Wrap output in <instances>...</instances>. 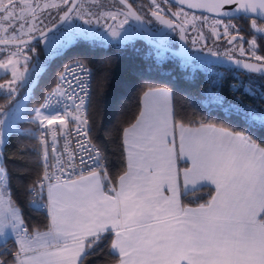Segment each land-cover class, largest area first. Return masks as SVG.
<instances>
[{"label": "snow or ice", "instance_id": "obj_1", "mask_svg": "<svg viewBox=\"0 0 264 264\" xmlns=\"http://www.w3.org/2000/svg\"><path fill=\"white\" fill-rule=\"evenodd\" d=\"M98 2L93 0V3ZM150 2L153 5L151 15L166 28L174 29L173 23L160 15L163 9L157 0ZM167 2L164 0V3ZM177 2L221 16L243 15L246 18L248 13L259 12L260 18H264V0ZM119 3L124 8L101 10L97 15L85 9L82 3L78 6V0H43V3L41 0H0V45L16 47L6 62L0 61V69L5 73L11 71L12 77L6 85L0 84V89L6 88L5 94L10 97L9 107L0 106V144L4 143L5 134L20 132L16 125L25 120L29 111L26 103L17 99L19 90L37 83L46 71V64L39 59L29 68L31 58L26 55L24 69H19V57L23 54L20 45H27L29 40L34 39L32 33L39 32L45 41L48 57L59 55L70 44L106 39L96 29L75 24L63 31L57 29L53 32L56 24L40 29L43 12L71 5L60 16V21L71 20L74 14L86 25L93 23V19L86 17H94L95 23L99 24L102 18L118 21V17L123 15L124 19L116 24L105 23L109 36L128 39L130 29H125L124 25L131 19L139 22L137 29L146 33L144 38L151 39L152 31L144 28V18L133 10L128 0H119ZM225 5L236 7L227 12L223 11ZM179 14L173 13L174 16ZM251 27L264 34V28L257 27L255 20ZM229 28H236V25H225V35L229 34ZM180 30L181 39H184V28ZM213 34H217L215 26ZM165 35L159 33L158 47L163 46ZM195 43L193 41V45ZM248 44L259 63L233 60L231 55H228V60L237 69L264 77V57L256 55L255 36ZM32 51L35 52V49ZM208 51L213 56L219 55L211 49ZM240 52L243 55V47ZM201 59L206 65L220 63L218 60ZM77 69L84 73L89 71L83 65L70 66L61 73L60 85L47 94L45 103L31 110L35 113L31 122L39 121V136L30 130L23 132L38 139L42 149L44 175L36 181V185L41 189L42 196L45 182H49L46 205L49 225L46 231L34 229L29 233L20 209L14 207L10 199H5L8 176L0 163V257H9L0 258V264H9V261L10 264H83L85 256L97 248L109 233L113 234L109 254L116 257L115 264H264V147L245 132H232L213 124H186L174 114L171 93L167 89L150 88L143 94V108L136 122L124 129L127 169L118 177L116 185L105 191L104 184H111L105 158L100 149L86 139L90 130L88 119L83 115L85 101L89 99L87 85H76L85 93L80 96L73 90V79L68 78L72 76L80 81L81 77L75 75ZM208 71L211 72V69ZM216 75L219 79L220 75ZM234 79L239 80L238 77ZM230 88L233 92L243 89L247 95H259L264 99V85L256 80L250 79L248 83L240 80ZM212 95L214 102L225 109L226 116H238L248 128L264 129V113L251 105L226 101L216 93ZM61 100L71 101L75 114L68 111V104L61 113L56 107ZM70 116L77 123V134H83L78 147L86 153H94L88 156L92 170L87 176L81 174L78 179H62L66 174L64 158L56 151L57 136L67 135V118ZM57 124L59 129L55 127ZM49 135L53 140L52 154L56 158L51 165L47 150ZM64 153L68 168H74L71 162L75 153L69 150L67 141ZM181 163L187 166L181 168ZM81 164H84L83 157ZM49 168L53 169L51 173ZM57 171L60 176L56 175ZM53 177L55 183L50 182ZM208 185L214 186L215 192L205 203L196 207L182 203V195L195 193ZM28 191L35 194L34 187ZM30 206L36 211L45 207L35 200ZM13 237L17 251L10 253L7 242Z\"/></svg>", "mask_w": 264, "mask_h": 264}, {"label": "trees", "instance_id": "obj_2", "mask_svg": "<svg viewBox=\"0 0 264 264\" xmlns=\"http://www.w3.org/2000/svg\"><path fill=\"white\" fill-rule=\"evenodd\" d=\"M155 50L157 48L148 50L142 40L123 46L77 49L72 58H64L48 66L29 93L27 102L37 106L45 93L54 87L61 67L68 62L81 60L88 64L92 69V95L88 113L91 139L104 154L112 183L126 168L124 129L139 114L142 93L148 88L163 86L170 89L173 94L174 114L186 124H213L232 132H245L264 147V129L248 128L238 116H226L225 110L215 102L208 107L199 104V99L204 97L210 86V77L204 71H184L171 59L152 62L151 57ZM241 73L264 83V77ZM228 80L229 78L224 77L218 84L220 94L226 101L251 105L264 113V99L259 95H247L242 89L233 92L228 87ZM21 95L22 92H19L17 97ZM237 97L240 99L237 100ZM9 99L8 95L0 96V106L9 107ZM29 113L32 114V111ZM18 126L21 127L20 132L7 135L1 146V159L8 176L10 200L20 209L24 226L29 231L46 229L49 225L48 213L45 210L36 211L30 206L32 197L28 191L41 174V156L37 139L24 135L23 132L30 130L36 136V124L31 120H23ZM213 193L214 189L206 186L195 193L183 195L182 200L193 205L205 203ZM39 199H43V196L40 195ZM112 238V233L107 234L105 240L85 256L83 264H115L116 257L109 254ZM13 250L9 248L10 253ZM4 259L9 257L5 256Z\"/></svg>", "mask_w": 264, "mask_h": 264}, {"label": "flooded vegetation", "instance_id": "obj_3", "mask_svg": "<svg viewBox=\"0 0 264 264\" xmlns=\"http://www.w3.org/2000/svg\"><path fill=\"white\" fill-rule=\"evenodd\" d=\"M157 2L160 4V8L163 9L160 15H162L166 20H170L173 23L174 29L166 28L151 15V12L153 11V5L151 4L150 0H128V4L132 6L133 10L144 18V28L152 31L153 36L150 39L152 42L158 44V41L160 40L159 33L163 32L166 34L164 36L163 46L173 50L181 49L182 47H180L181 45L180 29L181 27H183L186 49L190 53H194V52L210 53L208 49H211L212 52H216L222 56L228 57V55H231L233 59L259 63L253 57L252 51L249 49V44H248V41L253 39V37L255 36L257 40L256 55L264 57V34L257 33L251 27L252 21L255 20L257 27L264 28V21L254 17L245 18L243 15L230 19L218 18L185 9L170 1L164 3V0H157ZM41 3H43V0H41ZM81 3L83 4V7L85 9H88L97 15L101 10L117 11L121 8H124V6L119 3V0H99L98 3H93V0H78V6ZM69 6L70 5L68 6L61 5L59 9L53 8L43 12V14L41 15L42 23L39 24L40 29H43L45 27L50 28L53 24H56L60 20V16L63 14V12L67 11V8ZM173 13H180V14L179 16H174ZM185 13L187 14V16H185ZM193 16L196 17L195 20L192 19ZM86 18L93 19V23L91 25H86L84 24L83 20L76 18V16L73 14L71 20L63 21L56 29L53 30V32L57 31V29L62 31L66 30L69 25L75 24V25H80L81 27L84 28L91 27L93 29H96L97 31L103 33L106 39L97 40L95 43L77 42L74 44H70L64 47L59 55L55 57H48L46 53L45 41L41 37L36 38L39 32H34L32 33V35L35 39H32V41H28L27 45H23V44L20 45V47L23 49V54L19 57L20 71H23L24 69L25 55L31 58L28 64L29 68H31L32 64L35 63L37 59H39L41 62L46 64V69H47L48 66L51 63H53V61H55L56 59L59 61L64 58H72L73 52L81 48L85 50H90L93 48L105 47L110 45L123 46L125 45V42H130L132 39H134V41L142 40L148 50L156 48L149 41L145 40L142 37L143 31L137 29V25L139 24L138 21L130 19L128 24L124 25L125 29H130V34H129L130 36L128 39H120V38L113 39L111 36L108 35L107 30L104 28V25L105 23H107L108 25L116 24L119 20L124 19L123 15L118 17V21H113L110 18H102L99 24L95 23L94 17H86ZM186 20L188 21V23H186ZM216 21H219V23L218 24L215 23ZM215 24L217 25V27H215L217 33L216 35L213 34V27ZM229 24L236 25V28H229L228 30L229 34L225 35L224 26ZM209 27H211V29ZM236 29H239V31H237ZM49 35H51V33H49ZM234 37L235 39H233ZM24 39L27 40L28 37L25 36ZM121 40H125V41L122 42ZM193 41L196 42L195 45H193ZM230 41L231 43H229ZM242 47L244 49L243 55H241L240 52V49ZM32 49H35V52H33ZM157 50L160 49L157 48ZM14 51H16L15 46L5 47L3 45H0V61L6 62L10 53ZM160 51H164V50H160ZM164 52H166L170 56L171 60L176 64L190 63L191 65L194 66L195 65L203 66L204 64L203 61L201 60L191 61L184 58H180L175 54L169 53L167 51ZM216 64L218 66L221 65V64L219 65V63ZM228 69L230 68L228 67ZM11 79H12L11 71L5 73L3 69H0V83L6 85L7 84L6 82L10 81ZM34 85L35 83L27 89L22 88L19 90V92H22V95L26 91L31 92ZM6 91H7L6 88L0 89V96L6 95L5 94Z\"/></svg>", "mask_w": 264, "mask_h": 264}, {"label": "built area", "instance_id": "obj_4", "mask_svg": "<svg viewBox=\"0 0 264 264\" xmlns=\"http://www.w3.org/2000/svg\"><path fill=\"white\" fill-rule=\"evenodd\" d=\"M158 53L161 54V55H159V57H158ZM166 59H171V58L166 52L160 51V50H155L153 52V54H152V57H151V61L152 62H158V61L166 60ZM78 64L79 65H83L84 68L88 69L89 71L87 73H84V72H80L77 69L75 75L81 77L80 81H76L74 79V77H72V76H69L68 78L69 79H73V90L80 96H83L85 93L83 91H81V89L79 87H77L76 85L78 83H83V84L87 85V92L89 94V99H91V95H92V69H91V67L88 64L84 63L83 61L77 60V61H71V62H69V63H67V64H65L64 66L61 67V69H60V71L58 73V76H57V79H56L54 87L51 88L49 91H47L45 93V95L43 96L41 102L37 105L36 108L40 107L41 104L45 103V97L47 96V94L50 93L53 89H56L58 85H60L61 82H60L59 77H60L61 73H64L65 70L68 69L70 66L75 68ZM176 65L178 67L182 68L184 63H177ZM186 65L188 66V68L185 69V70L182 68L184 71H190L192 69L193 70L194 69H201L202 71H204L210 77V86L207 88L204 97L202 99H199V104L201 106H203V107H208L209 105L214 103V97H213L212 93H216V94H219L221 96L218 84L221 81H223L224 77L229 78V80L227 81L229 88H230V86L232 84L238 83L240 80H242L244 83H248L250 79L255 80V79H253V78H251L249 76H244L243 73H241V72H239L237 70H229L227 67L222 66L220 64H219L220 66H218L216 63L211 64V65L203 64V66H196V65L194 66V65H191L190 63H186ZM209 68L211 69V72L208 71ZM216 74L220 75L219 79H218ZM234 77H238L239 80L234 79ZM213 81H217V83L213 84L212 83ZM256 81L259 84L264 85L263 82L258 81V80H256ZM89 99H86V101H85V109H84V112H83V115L88 119V122H89L88 113H89V104H90L89 103ZM65 104L69 105L68 111H70L73 114H75V107H74V105L72 104L71 101L61 100V103L59 105H56V107L58 108V110L61 113H63V111L65 109ZM223 110H225V109L223 108ZM33 113L34 112L32 111V114ZM45 114H47V110H45ZM32 117L33 116H26L25 120H32ZM67 119L69 121V125H68V128L66 130L67 131V135L66 136L65 135H58L57 139H56V151H57V153L61 154L63 156V158H64V167H65V173L66 174H64L62 176V179L76 178V177L80 176L81 174H86L89 171H91L92 168H91V163L88 160V156L89 155H94V153H86V152L80 150V148L78 147V141H80L82 139V135L83 134H81V135L77 134V132H76L77 123L72 119L71 116L68 117ZM35 124H36L35 133H36V136H39V131H40L39 121H36ZM55 127L57 129H59L60 126L57 124V125H55ZM87 127L90 130L88 132V135H87L86 139L88 141H90V143L92 145H95L97 148H99L91 139L90 122L88 123ZM47 140H48V149L47 150H48V154H49L48 163H49V165H51V164H54L56 162V158L52 154V143H53L52 137L49 135L47 137ZM66 141L68 142L69 150L71 152L75 153V159L71 162L72 164H74V166H75L74 168H68L67 155L64 153ZM37 142H38V146H39V149H40V156L42 157V149H41L40 142H39L38 139H37ZM103 156H104V154H103ZM81 157H83V159H84V164L83 165L81 164ZM105 168H106V171H107L106 161H105ZM52 171H53V169L49 168V172L51 173ZM67 173H71V174L69 175ZM107 174H108V172H107ZM43 175H44V164H43V160L41 158V174H40V176L38 177V179L36 181L42 179ZM56 175L60 176L61 173L57 171ZM108 179H109V181H111L110 178H109V175H108ZM36 181L32 185V187L35 188V194L30 193V195L32 197V201L35 200L37 202L38 198L40 196L41 189L39 188V186L36 185ZM50 182L51 183H55L56 182L55 178L53 177V179ZM47 183H49V182H47V181L45 182V187L43 189V192H44L45 188L47 187ZM111 186H113L112 181H111V184L107 185V188H109ZM41 204L45 205L43 210L46 211L47 203L46 202H42ZM7 248L9 249L8 245H7Z\"/></svg>", "mask_w": 264, "mask_h": 264}, {"label": "water", "instance_id": "obj_5", "mask_svg": "<svg viewBox=\"0 0 264 264\" xmlns=\"http://www.w3.org/2000/svg\"><path fill=\"white\" fill-rule=\"evenodd\" d=\"M174 4H177L185 9H188V10H191V11H194V12H198V13H203V14H207V15H210V16H214V17H218V18H226V19H230V18H235V17H238L236 15H233V16H221V15H218L217 13H214V12H208L207 10L205 9H191L189 8L186 4L185 5H180L177 0H168ZM71 6V5H70ZM69 6V7H70ZM236 6L235 5H225L224 6V9L223 11H227V12H232V10L235 8ZM241 16V15H240ZM247 17H254V18H257V19H260L262 21H264V18H260L259 16V12L257 13H248L247 14ZM63 22V21H62ZM60 20L56 23V28L62 23ZM54 30V29H53ZM181 31V30H180ZM184 35V33H183ZM146 36V33L143 32V38ZM40 37V35L38 34L36 36V38ZM185 37V36H184ZM35 39V38H34ZM145 40L149 41L152 45H154V47L160 49V50H164V51H167L169 53H172V54H175L176 56L180 57V58H184V59H187V60H191V61H197V60H201L203 61L201 58H206L208 60H212V61H220L219 64L225 66V67H229V68H233L239 72H244V73H247L246 70H243V69H237V66L235 64H233L231 61L228 60V57L227 56H222V55H218V56H213L211 55V53H200V52H194V53H190L187 49H186V45H185V38L184 39H181V45L180 47H182L181 49H177V50H173V49H170L168 47H165V46H162V47H158V44L155 43V42H152L150 39H146L144 38ZM29 41H32V40H29ZM190 57V58H189ZM233 59V58H232ZM233 60H237V59H233ZM243 62H247V61H243ZM252 63H255V62H252ZM250 74H254V75H259L257 73H250ZM260 76V75H259Z\"/></svg>", "mask_w": 264, "mask_h": 264}, {"label": "crops", "instance_id": "obj_6", "mask_svg": "<svg viewBox=\"0 0 264 264\" xmlns=\"http://www.w3.org/2000/svg\"><path fill=\"white\" fill-rule=\"evenodd\" d=\"M149 89H150V88L146 89V90L142 93V96H141V106H140L139 114H140V112H141V110H142V108H143V94H144L146 91H148ZM152 89H167V90L171 93V105H172V108H173V94H172V91H171L170 89H168V88H166V87H163V86L153 87ZM139 114L137 115V117L139 116ZM137 117H136V119H137ZM136 119H135L130 125H128L126 128H129L132 124H134V123L136 122ZM192 126H199V124H198V125H192ZM217 127H219V126H217ZM3 139H4V141H5L6 137L3 138ZM178 144H179V138H178V136H177V147H178ZM123 145H124V132H123ZM124 153H125V160H126V168H125L124 171H126V169H127V153H126V151H125V145H124ZM0 163H2V166L4 167L3 162H2V159H1V150H0ZM186 166H187V165H185V164H183V163L180 164V167H181V168L186 167ZM88 173H89V172H88ZM88 173L83 174V175L87 176ZM122 174H123V173H122ZM78 178H79V176L76 177V178H72V179H78ZM117 179H118V178H117ZM116 181H117V180H116ZM116 181L113 183V186L116 185ZM180 184H181V188H182V187H183V179H182V177L180 178ZM107 185H108V183H105V184H104V189H105V191H108ZM208 186H211V187L214 189V192H215V188H214V186H212V185H208ZM5 189L7 190V192H5V190H4V197H5L6 200H8V199H10V196H9V190H8V185H7V187H6ZM109 194H111V193H109ZM213 194H214V193H213ZM165 195H168V193L165 192ZM42 196H43V199H39V200L37 201L38 204H41V202H46V203H47V187L45 188V190H44ZM182 197H183V195L181 196V200H182ZM182 203H183L184 205H187V206H190V207H196V206L198 205V204H196V205H193V204H186V203L183 202V200H182ZM12 204H13V203H12ZM200 204H201V203H200ZM13 206H14V204H13ZM14 207H16V206H14ZM46 212H47V209H46ZM47 228H48V227H47ZM47 228H46V229H42V230H40V231H46ZM28 231H29V230H28ZM31 232H32V231H29V233H31ZM8 242H9V244H8L9 248L14 249L12 253H14L15 251H17V246L14 244V237L11 238V239H9ZM0 258H4V257H0ZM9 264H10V261H9Z\"/></svg>", "mask_w": 264, "mask_h": 264}, {"label": "rangeland", "instance_id": "obj_7", "mask_svg": "<svg viewBox=\"0 0 264 264\" xmlns=\"http://www.w3.org/2000/svg\"><path fill=\"white\" fill-rule=\"evenodd\" d=\"M212 26V25H211ZM215 27H217V25L215 24L214 25ZM213 27V26H212ZM210 29H211V27H209ZM130 36V35H129ZM133 41H134V39H132ZM130 41V42H125V44H129V43H131V42H133V41ZM122 42H124L125 40H121ZM124 44V43H123ZM56 62H58V60L56 59L55 61H53V63H51L50 65H53V64H55ZM71 62V61H70ZM66 63V62H65ZM69 63V62H68ZM184 70L185 69H187L188 68V66L186 65V64H184L183 65V67H182ZM181 68V69H182ZM182 69V70H183ZM192 69V68H191ZM193 70V69H192ZM7 83V82H6ZM0 84H3V83H0ZM29 92L30 91H26L25 93H23V95L21 96V97H17V99L18 100H21V101H23V102H25L26 103V105H27V108H28V112H27V114H26V116H34L35 115V113H33V114H30L29 112L32 110V109H34V108H36L37 106H35V105H33V104H31V103H28L27 102V100H28V95H29ZM15 102V101H14ZM16 127L18 128V129H21V127L20 126H18V124L16 125ZM7 136V134H5V136L3 137V138H5ZM1 146H2V144H0V150H1ZM5 190V192H7V190L6 189H4Z\"/></svg>", "mask_w": 264, "mask_h": 264}]
</instances>
